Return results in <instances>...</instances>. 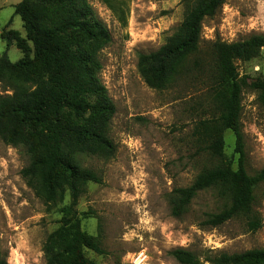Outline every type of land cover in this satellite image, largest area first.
Masks as SVG:
<instances>
[{
	"label": "rangeland",
	"instance_id": "374dc122",
	"mask_svg": "<svg viewBox=\"0 0 264 264\" xmlns=\"http://www.w3.org/2000/svg\"><path fill=\"white\" fill-rule=\"evenodd\" d=\"M20 1L0 0V57L13 63L24 57L15 43V37L26 39L15 14ZM88 1L112 36L100 51V77L116 107L110 129L116 152L110 159L85 161L102 184L86 186L76 211L82 229L97 237L104 251L86 250V256L95 264H179L170 252L184 248L212 264L222 253L264 249V224L252 233L239 219L216 228L206 223L209 214L225 206L214 190L200 192L181 216L172 214L171 205L174 191L189 187L205 168L220 163L236 168L231 131L225 133L224 158L214 161L197 152L193 128L218 114L209 86L214 42L264 34V0H226L215 17L204 21L199 53L186 60L165 90L146 84L139 56L164 45L196 0ZM196 60L204 63L203 72L194 66ZM237 66L250 82L263 80L264 48ZM5 93L0 83V95ZM242 105L245 164L254 175L264 169V110L251 88L244 90ZM29 161L24 147L0 139V251L8 264H46L43 244L70 205L69 196L49 206L35 195L21 174ZM255 208L264 221V183L255 190Z\"/></svg>",
	"mask_w": 264,
	"mask_h": 264
},
{
	"label": "trees",
	"instance_id": "16d2710c",
	"mask_svg": "<svg viewBox=\"0 0 264 264\" xmlns=\"http://www.w3.org/2000/svg\"><path fill=\"white\" fill-rule=\"evenodd\" d=\"M225 2L196 0L164 45L139 56L138 67L150 88L165 90L174 83L186 60L200 51L204 21L215 17ZM15 14L26 31V39L15 37L24 57L16 63L6 55L0 57V83L6 89L0 95V139L26 149L30 161L22 177L46 205L70 198L61 225L43 244L46 264H95L86 250L104 251L99 239L82 229L76 206L89 183L102 184V177L85 166L86 159H110L116 152L110 137L116 107L100 77V51L112 36L88 0H21ZM263 48L264 34L231 43L214 42L209 86L218 114L197 121L193 137L199 154L221 161L225 133L231 131L236 168L215 164L205 168L189 187L176 189L171 202L174 216H181L200 192L214 190L225 206L209 214L208 225L216 228L239 219L249 232L263 227L255 208V190L264 183V169L251 175L246 168L241 116L246 88L257 93L264 110V79L250 82L237 66ZM194 66L204 71L202 61L196 60ZM170 255L179 264H203L184 248ZM211 263L264 264V249L222 253ZM0 264H8L1 251Z\"/></svg>",
	"mask_w": 264,
	"mask_h": 264
},
{
	"label": "built area",
	"instance_id": "2783aa9c",
	"mask_svg": "<svg viewBox=\"0 0 264 264\" xmlns=\"http://www.w3.org/2000/svg\"><path fill=\"white\" fill-rule=\"evenodd\" d=\"M141 259H143V255H140V257H139V259H138V261H139L140 263L142 262Z\"/></svg>",
	"mask_w": 264,
	"mask_h": 264
}]
</instances>
